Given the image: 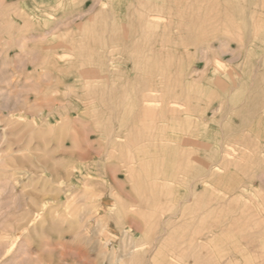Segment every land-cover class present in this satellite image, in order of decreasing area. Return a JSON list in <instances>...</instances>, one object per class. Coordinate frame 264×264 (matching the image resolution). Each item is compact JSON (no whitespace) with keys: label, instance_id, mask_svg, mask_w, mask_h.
Instances as JSON below:
<instances>
[{"label":"rangeland","instance_id":"obj_1","mask_svg":"<svg viewBox=\"0 0 264 264\" xmlns=\"http://www.w3.org/2000/svg\"><path fill=\"white\" fill-rule=\"evenodd\" d=\"M0 264H264V0H0Z\"/></svg>","mask_w":264,"mask_h":264},{"label":"bare ground","instance_id":"obj_2","mask_svg":"<svg viewBox=\"0 0 264 264\" xmlns=\"http://www.w3.org/2000/svg\"><path fill=\"white\" fill-rule=\"evenodd\" d=\"M215 3H216V2H215ZM215 3H214V5H215ZM218 3H219V2H218ZM206 4H208V3H206ZM210 5H211V4H210ZM212 5H213V3H212ZM212 5H211V6H212ZM217 5H218V4H217ZM180 6H181V5H180ZM211 6H210V8H213V7H211ZM217 7H218V6H217ZM225 7H227V6H225ZM214 8H215V7H214ZM214 8H213V9H214ZM227 8H228V7H227ZM228 9H229V8H228ZM200 10H201V9H200ZM214 10H216V8H215ZM214 10H213V11H214ZM234 10H235V9H234ZM210 11H211V10H210ZM183 12H184V11H183ZM190 12H191V11H190ZM195 12H196V11H195ZM218 12H219V11H218ZM176 13H177V12H176ZM187 13H188V12H187ZM213 13H215V12H213ZM179 14H183V13H179ZM194 14H195V13H194ZM203 14H205V13H203ZM185 15H186V14H185ZM185 15H184V16H185ZM197 15H198V14H197ZM215 15H217V13L214 14V16H215ZM218 15H219V13H218ZM230 15H231V14H230ZM230 15H229V16H230ZM148 16H149V15H148ZM148 16H146V20L148 19V18H147ZM190 16H191V15H190ZM193 16H194V15H193ZM195 16H196V15H195ZM212 17H213V16H212ZM219 17H220V16H219ZM141 18H142V17H141ZM169 18H170V17H169ZM198 18H199V17H198ZM202 18H203V17H202ZM208 18H209V17H208ZM213 18H214V17H213ZM213 18H212V19L209 18V19L214 23V22H215V19H213ZM226 18H227V17H226ZM200 19H201V17H200ZM203 19H204V18H203ZM209 19H205V23H206V22H207V23H211V22L209 21ZM216 19H218V18H216ZM150 20H151L152 22H156V21H158V20L155 18V16H152V17L150 18ZM207 20H208V21H207ZM213 20H214V21H213ZM219 20H221V18H219L218 21H219ZM139 21L141 22V20H139ZM144 21H145V20H144ZM192 21H195V20L193 19ZM203 21H204V20H203ZM221 21H222V20H221ZM221 21H220V22H221ZM147 23H148V22H147ZM192 23H193V22H192ZM195 23H196V21H195ZM200 23L202 24V22H200ZM200 23H198V24H200ZM205 23H204V24H205ZM216 23H217V20H216ZM216 23H215V24H216ZM143 24H144V23H143ZM217 24H219V23H217ZM147 25H148V24H147ZM150 25H151V24H150ZM194 25H195V24H194ZM219 25H220V24H219ZM201 26H204V25H201ZM205 26H206V25H205ZM212 26H213V25H212ZM199 27H200V25H199ZM205 28H206V27H205ZM207 28L209 29V25H208ZM207 28H206V29H207ZM202 29H203V28H202ZM214 29H215V28H214ZM192 32H193V31H192ZM192 32H191V33H192ZM202 32H203V31H202ZM228 34H229V33H228ZM243 35H244V34H243ZM165 36H166V35H165ZM165 36H164V37H165ZM156 37H157V35H156ZM165 38H166V37H165ZM166 40H167V39H166ZM189 43H190V42H189ZM152 44H153V43H152ZM152 44H151V45H152ZM184 44H185V46H186L187 43L183 42V46H184ZM149 47H150V46H149ZM149 49H150V48H149ZM247 51H248V50H247ZM111 59H113V58H110V61H111ZM114 59H116V58H114ZM110 61H108V62H110ZM213 61H214V60H213ZM146 62H147V61H146ZM109 65H111V64H109ZM109 65H108V66H109ZM115 67H116V66H115ZM140 67H141V66H140ZM167 67H169V66H167ZM111 68H112V67H111ZM111 68H110V69H111ZM101 69H102V67H101ZM107 69H108V68H107ZM114 69H116V68H114ZM102 70H103V69H102ZM62 72H63V71H62ZM102 72H103V71H102ZM110 72H112V71H109V73H110ZM103 74H104V73H103ZM161 74H162V73H161ZM163 74H164V73H163ZM164 77H165V76H164ZM165 79H166V78H165ZM88 82H89V81H88ZM171 84H172V83H171ZM209 89H210V88H209ZM173 102H174V101H173ZM139 107H140V106H139ZM184 109H185V108H184ZM126 118H127V117H126ZM207 163H208V162H207ZM133 166H134V165H133ZM60 167H61V166H60ZM215 167H216V166H215ZM8 168H9V167H8ZM54 168H55V167H54ZM214 173H215V171H214ZM216 174H217V173H216ZM216 174H215V175H216ZM166 175H167V174H166ZM210 177H211V176H210ZM215 177H216V176H215ZM212 178H213V176H212ZM227 179H228V178H227ZM217 180H218V179H217ZM213 181H214V180H213ZM213 181H212V182H213ZM226 182H227V181H226ZM215 183H216V182H215ZM170 196H171V195H170ZM147 204H148V203H147ZM233 204H234V203H233ZM256 204H257V203H256ZM251 212H252V211H251ZM245 214H246V213H245ZM155 216H156V215H155ZM260 217H261V216H260ZM162 218H164V217H162ZM257 219H258V218H257ZM159 222L161 223V221H159ZM160 223H159V224H160ZM180 229H181V228H180ZM242 229H243V228H242ZM151 233H152V232H151ZM190 242H191V241H190ZM199 242H200V241H199ZM185 245H186V244H185ZM187 245H188V244H187ZM202 247L204 248V246H202ZM220 262H221V261H220Z\"/></svg>","mask_w":264,"mask_h":264}]
</instances>
